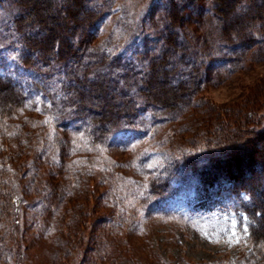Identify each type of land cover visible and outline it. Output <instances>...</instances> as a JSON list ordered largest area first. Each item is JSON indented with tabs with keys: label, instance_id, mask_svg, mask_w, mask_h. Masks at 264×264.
I'll use <instances>...</instances> for the list:
<instances>
[{
	"label": "rangeland",
	"instance_id": "obj_1",
	"mask_svg": "<svg viewBox=\"0 0 264 264\" xmlns=\"http://www.w3.org/2000/svg\"><path fill=\"white\" fill-rule=\"evenodd\" d=\"M20 1L0 0V264H264V201L198 176L264 152V0ZM155 65L179 73L153 86ZM80 82L134 113L98 98L100 119Z\"/></svg>",
	"mask_w": 264,
	"mask_h": 264
},
{
	"label": "trees",
	"instance_id": "obj_2",
	"mask_svg": "<svg viewBox=\"0 0 264 264\" xmlns=\"http://www.w3.org/2000/svg\"><path fill=\"white\" fill-rule=\"evenodd\" d=\"M15 1L18 2L20 0H15ZM215 1H217V5L219 6L220 11L222 12L223 10L226 11L228 9V7H230L232 5V3H234L236 0H215ZM39 2L45 3L46 6L50 5V0H39ZM18 5L22 8L26 7L24 0L23 1L21 0L18 3ZM178 12H180L178 10V7L175 4H173L171 7V10L169 11V14H170L169 15L170 16L169 24H173L172 22L178 20V18H179ZM70 16L71 15L67 14V18L68 17L72 18ZM226 28H227V26H226ZM227 29L229 30V27ZM224 33H225V36H227V37L230 34V33H228V31H225V30H224ZM175 70H176L175 68H173L171 70H167V69H164V68H161V67H158L155 65L153 68H151L149 70L148 80L150 81V83H152L153 86H155V84L157 82L156 81V75L159 73L165 74L166 72H168V73L165 74V78L171 77L170 80H175L176 76H177L176 73H179V72H175ZM74 72H79V71H74ZM200 83L201 82H199V79L196 78L193 90H197L198 85ZM9 86L12 88L11 85H9ZM80 86H81L82 90H84L83 91L84 94L79 91L82 99L86 103L91 105V107H92V108H90L91 111L94 112V115H96L97 117L99 116L100 119H103L104 121H108L109 120L108 117H110L113 112H111V109L108 107H107V109H104L103 111H97L96 109H94L95 105H94V103L92 104V101L95 102V99H98V98L103 100L105 103H107V102L111 103L113 101V103L115 102V103L120 104L122 106H126L125 109H126L127 114H129V115L134 113V110H135V109L133 110L134 101L128 95L127 92H125L123 90L122 91L118 90V95L110 94V95H107L108 97H105L102 95V92H101L102 86H99L97 84H93L91 86H88L84 82H80ZM176 87L178 88V90H180V86L176 85ZM168 92L169 91H167L166 89H162V88L161 89L159 88V90H158V93L161 97H163L165 100L167 99L171 102V101H173L172 99H173L174 95L172 96V94L170 92L169 93ZM180 93H181V91H179V94ZM119 98H120V100H118ZM262 149H263V147H262ZM225 153H226V151H224V154ZM235 153H233L234 156L231 153L230 157H228L227 160L222 161V163L225 165L222 169H207V170H204V172L198 171V176H199V179L201 181V183H199V184L204 185V187H208V185L217 184V182L219 181L218 177L220 174V175H222V178H220V180H223V181L228 180L233 184V187H235L237 190L251 191L252 193L256 194L260 198V200L264 201V187H263L260 179L255 178L256 175L252 174L254 169L257 167L261 168V170H264V152L259 151L258 149H255L253 147V149L249 148L248 150H243L241 153H238V154H235ZM184 163L189 164L188 162H185V160H184ZM24 168H25V166H23L21 168V170H23ZM243 170L246 171V174L248 175L247 177L245 176V173L242 172ZM194 171L195 170H192V173L197 172V171H195V172ZM245 178L248 181H245ZM16 196L17 195L15 192L11 193L10 200L12 199V201L15 202ZM19 197L22 198V196H17V198H19ZM14 206H15V204H14Z\"/></svg>",
	"mask_w": 264,
	"mask_h": 264
}]
</instances>
